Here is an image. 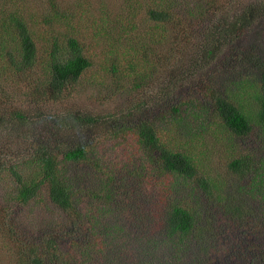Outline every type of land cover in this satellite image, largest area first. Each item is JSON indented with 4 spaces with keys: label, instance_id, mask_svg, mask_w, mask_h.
I'll return each mask as SVG.
<instances>
[{
    "label": "trees",
    "instance_id": "trees-1",
    "mask_svg": "<svg viewBox=\"0 0 264 264\" xmlns=\"http://www.w3.org/2000/svg\"><path fill=\"white\" fill-rule=\"evenodd\" d=\"M217 1L220 2L197 0L182 11L175 10L176 4L168 0L149 7L146 13L155 25L145 33L144 41L139 45L141 40L134 39V44L128 47L108 49L103 58L97 59V67L108 65V72L116 84L126 80L135 88L142 87L170 65L178 49L177 40L182 37L181 15L221 10L223 2ZM227 15L215 20L203 34L204 40L194 58L199 66L215 60L227 40L236 39L264 16V0L244 4L238 12ZM164 40L166 46L161 47ZM38 53L34 34L23 15L0 8V91L8 104L5 121L18 130L28 127L38 115L13 100L10 91L1 85L3 82L16 79L25 83L36 99L34 105L41 107L61 100L63 92L72 88L94 63V57L85 53L78 38L68 33L53 37L45 60L41 62V73L37 69ZM237 60L255 66V72L243 71L236 77L219 79V85L210 80L193 82L197 85L195 92L169 104L157 116L139 118L127 129L110 130L107 137L113 138L126 131L135 141V154L129 157V164L122 165L119 170L115 163L105 166L103 154L95 155L96 149L87 143L61 140L63 134H75L84 125L96 121L94 117L76 112L54 117L45 115L47 123L42 128L40 140L20 142L16 150L0 154V182L9 177L14 184L9 202L26 206L43 198L67 218L57 229L48 226L49 231L38 242L13 240L12 244L1 245L0 248L11 254V264H57V261L90 264L94 255L104 253L111 233V227L98 217L104 208L161 218L162 225L155 241L151 240L153 237L143 240L138 260L128 264H184L183 260L192 252L196 255L189 264H228L227 255L232 253L230 245L235 244L229 238L219 246L215 243L226 231L237 230L244 234L242 229L250 230L246 234L249 239L256 234L258 242L251 247L257 249L256 261L264 264V142L259 154L252 150L242 153L233 142L251 134L254 126L264 138V61L252 51ZM172 76L178 81L177 75ZM206 136L211 138L214 147L230 154L222 164L215 163L214 174L204 162L210 160L203 152ZM79 163L93 166L94 187L76 185L69 165H81ZM124 167L130 175L137 173L141 178L139 195L148 205L136 211L125 204L127 200H120L111 188L114 174ZM134 168L136 173L131 172ZM128 173L125 172L121 179L129 180ZM230 176L241 183L239 190L248 191L245 193L243 189L239 193L234 187L226 189ZM246 176H250L248 181H242ZM156 190L161 196L152 202ZM186 191L188 194H184ZM198 193L202 198H195ZM177 194L183 198H178ZM245 195L250 199L256 197L257 201L248 205ZM165 197L166 202L161 200ZM84 201L93 205L89 212L86 211L85 219L78 208ZM209 205L212 206L207 207ZM3 212L0 206V219ZM216 215L219 227L212 231V218ZM147 223V229L154 235ZM0 225V235L10 239L11 234L6 233L1 220ZM70 228L82 235L67 236ZM160 244L166 248L163 254L166 257L155 253ZM107 262L116 264L113 259Z\"/></svg>",
    "mask_w": 264,
    "mask_h": 264
},
{
    "label": "rangeland",
    "instance_id": "rangeland-1",
    "mask_svg": "<svg viewBox=\"0 0 264 264\" xmlns=\"http://www.w3.org/2000/svg\"><path fill=\"white\" fill-rule=\"evenodd\" d=\"M163 0H0V8L8 11H16L23 15L29 28L34 34L37 46L39 47V60L37 63L38 72L41 73V62L45 60L47 50L54 36H62L65 33L76 36L83 44L85 53L89 57H94L92 69L88 70L73 84L63 92L62 99L54 104H46L41 107L35 106L36 99L31 95V89L16 79H7L1 85L9 90L13 95V100L20 105L23 103L30 113L37 114L38 117L19 130L12 127V124L5 121L6 108L8 104L3 97V91H0V154L7 151H14L18 148L20 142L29 143L40 140L39 136L42 128L46 126L47 114L51 116L67 115L71 112L79 113L82 116H91L96 119L91 124L84 125L78 132L63 134V141L84 142L90 147H94L96 154H103L104 165L116 164L117 170L122 165L129 164V157L135 154L136 150L133 143V137L126 131L116 137H107L113 128H125L136 122L139 118H153L163 112L171 103H174L183 96H189L195 92L196 81H212L219 85V79L228 76L236 77L239 72H255V66L245 64L237 58L247 54L248 51L255 52L260 61H264V16L258 19L251 27L247 28L236 39L226 41L221 47L219 56L212 62L199 66L194 62L198 47L204 40L203 35L212 23L221 18L225 13L231 16L241 10L244 4L256 2L257 0H220L223 2L221 10H206L193 14L181 15V23L184 22L182 37L177 46V52L173 55L170 65L156 73L142 87L135 88L130 81L122 80L121 84H116L112 75L108 72V65L99 68L97 59L103 58L108 49L116 46H130L135 40L142 43L145 33L155 23L149 20L147 9ZM166 1V0H165ZM175 3V10L182 11L190 8L197 0H168ZM220 3L219 1H217ZM56 15V16H55ZM179 22V21H178ZM179 30V29H178ZM59 31V32H57ZM62 43V41L60 42ZM166 46L164 40L161 47ZM169 47V46H167ZM172 75H177V80L172 79ZM174 81V82H173ZM21 106V105H20ZM259 130L253 127V132L245 137L234 139L236 148H240L242 153L252 150L259 154L263 149L264 138H261ZM45 132H43V135ZM75 135V136H74ZM45 136V135H44ZM216 138V137H215ZM214 138V139H215ZM66 139V140H65ZM213 141V138H212ZM226 141L224 147L227 146ZM194 152V151H193ZM203 152L209 155V161H203L211 174L215 173V163L219 164L230 157L228 151L223 148L214 147L211 144V138L206 136ZM203 155V154H202ZM202 161V159H200ZM81 165H69L70 170L75 175L73 178L77 186L89 185L95 186L93 175V166L85 163ZM77 170V172H74ZM133 171V172H132ZM136 169H131L132 173ZM128 170L124 167L122 171L114 174L113 188L122 201L130 209L135 211L142 206L145 207L146 201L139 195V186L141 178L130 175L129 180L124 181L121 177ZM250 176H246L242 181H248ZM7 178V177H6ZM230 176L226 182V189H235L239 192L241 183ZM237 182L238 184H233ZM13 180L8 177L4 182H0V206L4 209V216L1 221L7 234H11L10 239L0 235V246L11 241L38 242L41 237L49 231L48 226L56 229L67 218L59 210H56L48 201L43 198L37 199L34 203L22 206L9 202L10 195L13 193ZM225 191V190H224ZM245 193L248 189H244ZM184 194H188L186 191ZM248 195H252L248 193ZM160 193L156 190L153 193V199L160 198ZM246 196V195H245ZM178 198H183L177 194ZM195 198H202L198 193ZM248 205L257 201V198L250 199L246 196ZM146 199V198H145ZM164 202L168 199L162 198ZM192 201V200H191ZM195 201V200H193ZM192 201V203H193ZM205 204V203H203ZM93 205L86 203L80 204L79 212H83L85 219L86 211H90ZM206 206V205H205ZM209 205L207 207H210ZM130 210L126 213L121 209L111 208L102 209L99 212V219L104 224L111 227L110 236L107 237L108 244L105 245L104 253L94 255L90 264H110L107 262L113 259L116 264H128L137 259L141 242L143 240L155 241V235L159 232V226L162 225L161 218L146 215L141 216L134 213L130 215ZM219 216L212 218L211 230L219 227ZM13 222V223H12ZM152 229L154 235L148 228ZM0 225V230H1ZM247 229L240 231H226L223 238L213 243L219 246L227 238L232 241L230 249L232 253L227 255L228 264H261L256 256V250L251 247L258 242L256 234L250 239L246 236ZM253 231V230H252ZM67 236H81L74 228H70ZM150 240V241H151ZM156 254L164 256L166 248L160 244L155 248ZM195 251V250H194ZM195 253L187 254L184 264L192 262ZM138 260V259H137ZM12 257L9 252L0 248V264H11ZM57 264H66L64 261H57Z\"/></svg>",
    "mask_w": 264,
    "mask_h": 264
}]
</instances>
